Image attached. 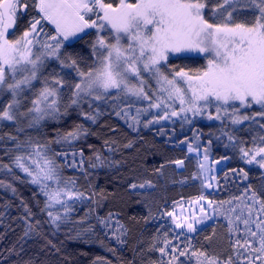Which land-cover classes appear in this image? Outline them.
Instances as JSON below:
<instances>
[{
  "label": "snow or ice",
  "instance_id": "obj_1",
  "mask_svg": "<svg viewBox=\"0 0 264 264\" xmlns=\"http://www.w3.org/2000/svg\"><path fill=\"white\" fill-rule=\"evenodd\" d=\"M88 30H95V39L86 41L90 63L67 51L92 35ZM173 54L206 63L179 66L170 60ZM73 113L78 120L63 126ZM105 115L135 133L161 125L160 135H165L162 122L178 121L183 128L196 118L218 121L209 137L223 138V146L244 165L264 170V0H0V177L7 178H0V190L18 198L24 209L19 249H7L9 256L20 257L27 240L39 237L59 254L47 227L52 235L63 231L68 240L99 244L116 258L97 256L91 264L138 259L139 264H264V171L253 184L244 167L210 166L213 141L202 146L199 132L179 142L196 153L197 171L172 181H199L200 194L187 201L198 207L185 214L183 203L174 201L179 215L166 204L154 213L150 196L157 185L134 179L128 188L143 197L138 202L148 211L145 222L167 217L170 224H160L150 242H137L132 259H122L130 228L118 212L101 214L106 197L89 177L124 161L93 145L86 155L82 146L95 135L91 125ZM5 127L12 130L4 132ZM49 127L53 130L45 131ZM109 131L114 137L119 129ZM112 137L102 145L109 153L118 150ZM133 146L129 140L122 148ZM187 158L168 160L154 172L163 176L168 165L183 169ZM230 159L225 155L212 163ZM17 183L34 186L43 220L35 219ZM219 191L229 195L216 198ZM11 207L10 201L0 204V227ZM208 221L212 231L201 242ZM20 264L35 261L21 258Z\"/></svg>",
  "mask_w": 264,
  "mask_h": 264
},
{
  "label": "trees",
  "instance_id": "obj_2",
  "mask_svg": "<svg viewBox=\"0 0 264 264\" xmlns=\"http://www.w3.org/2000/svg\"><path fill=\"white\" fill-rule=\"evenodd\" d=\"M25 22L20 23L16 35H19V32L22 31ZM90 32L92 35L86 36L85 40L79 41L74 44V47L67 49V51L73 54L79 53L89 63L90 46L86 41L90 42L95 39V30H91ZM176 57L170 58L172 63L193 69L201 67L206 63L202 57L193 56L190 59H177ZM69 80H71V77H69ZM77 120V115L73 113L64 122L63 126L67 127L73 121ZM163 126L165 135L158 134V129L161 125L141 128L139 133H135L127 127L124 121L114 115H105L98 120L97 124L91 125V130L95 135L89 136L82 145L86 155H90L88 145H93L95 148L102 149L105 155H109L115 160L124 161L122 165L116 167L98 168L89 177L91 186L95 191L106 197L102 201L103 207L100 210L101 214H106L108 211L118 212L120 214V220L130 228L127 247L120 252V256L124 260L132 259V249L139 240H143L145 243L150 242L151 237L155 234V230L160 224H170V219L167 217L163 220L157 218L156 220H148L147 223L145 222L148 211L143 202H138L142 201L143 197L129 190L128 184L130 182L134 179H151L157 185L150 196V199L155 202L153 206L154 213L157 211L156 206H164L166 204V210L172 211L176 209V207H173L174 201H188L200 194L199 181L189 179L185 184L172 182L173 180L179 181L184 177H190L193 172L197 171L195 157L187 153V146L179 143L181 140L187 138L191 141L194 132H199L203 134L200 137V143L204 146L207 145L208 139L211 138L213 141L210 148L211 161L220 159V157L225 155L232 157L223 168L244 167L246 171H249L250 182L253 184L259 182L260 171H264L258 170L254 165H244L238 156L234 155L231 149H226L223 146V138L216 140L215 137H209L210 132H216L219 127V122L196 120L193 124L185 125L181 128L180 123L177 121L175 124L169 123ZM110 128L119 129L114 137H112V133L109 131ZM11 130L8 127L3 129L4 132ZM52 130L51 127L45 129L48 132ZM241 135L247 138L246 133H241ZM110 137L118 141V144L113 145V147L118 149L115 153H109L106 149L102 148L103 141ZM129 140L134 141L133 148L123 149L122 145ZM186 156L188 158L185 159V166L181 172L174 170L175 165H168L163 170V176L155 174L154 169L166 161L184 158ZM167 169H171L170 172H167ZM0 178L7 179L6 177ZM81 182L83 183V180ZM16 187L18 188L19 195L22 196L35 213V219L43 220V214L39 211L42 203L38 206L32 196V193L35 191L34 186L17 183ZM230 190L237 195L239 194L235 188H230ZM205 194L207 195V192ZM228 195V191H219L216 193V198L224 199ZM40 199L42 201V198ZM4 201H10L12 207L9 209L7 218L4 221L5 227H0V234L3 235V238L0 239V264H20L21 258L24 260L32 258L35 264H91L92 260L97 256H104L115 262L116 258L99 244H84L80 241L68 240L63 231L52 235L51 230L47 227L44 228L47 239L52 240L61 249L59 254L54 253L52 249L45 246L46 239L44 237H39L27 240L20 257L9 256L7 249L12 248L13 245H16L17 249H19L18 238L23 232V223L19 218L24 215V209L20 206L18 198L13 197L11 193L0 190V204H3ZM80 214L82 215L83 212ZM212 224L207 225L206 232L200 234L199 239L201 242H203L204 235L211 233ZM8 225H11V229L14 230L8 229ZM222 231V229L217 227L218 233ZM193 242L195 243L196 241L194 240ZM174 243H179V241L174 240ZM155 255L158 254H153V258H155ZM137 264H139V259Z\"/></svg>",
  "mask_w": 264,
  "mask_h": 264
},
{
  "label": "rangeland",
  "instance_id": "obj_3",
  "mask_svg": "<svg viewBox=\"0 0 264 264\" xmlns=\"http://www.w3.org/2000/svg\"><path fill=\"white\" fill-rule=\"evenodd\" d=\"M88 31H91V30H88ZM180 55H183V54H173L170 58H173V57H175V56H180ZM196 120L208 121L207 119H204V118H196L194 121H196ZM208 122H214V121H208ZM217 122H218V121H217ZM169 123H171V122H162L163 125H165V124H169ZM155 126H160V125H155ZM190 155H192L193 157H195L196 162H197V156H196V153H191ZM200 159H202V156L200 157ZM208 163H209L210 166L215 167V168H217V169H221V168H223V167L227 164V162H222V163L219 164V165H215V164L212 163L211 159H209ZM183 169H184V168H183ZM183 169H177L176 167L174 168V170H175L176 172H181ZM170 170H171V169H167L166 171H167V172H170ZM218 173H219V172H218ZM218 173H217V174H218ZM208 191H212V190H208ZM181 202L183 203V210H184V213H185V214H187V212H188L189 210H192L194 207H198V206H192V205H189V204L187 203V201H181ZM175 212L179 215V214L181 213V208L177 206L176 209H175ZM211 223H213V222H212V221H208V222H206L207 225H209V224H211ZM201 227H204V226H201ZM177 231H179V230H177ZM193 235H194V234H193Z\"/></svg>",
  "mask_w": 264,
  "mask_h": 264
}]
</instances>
